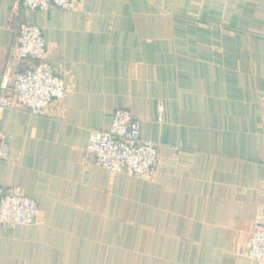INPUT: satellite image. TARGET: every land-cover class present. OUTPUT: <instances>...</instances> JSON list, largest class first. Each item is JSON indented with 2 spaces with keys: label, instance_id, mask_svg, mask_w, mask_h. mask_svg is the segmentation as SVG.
I'll use <instances>...</instances> for the list:
<instances>
[{
  "label": "crops",
  "instance_id": "crops-1",
  "mask_svg": "<svg viewBox=\"0 0 264 264\" xmlns=\"http://www.w3.org/2000/svg\"><path fill=\"white\" fill-rule=\"evenodd\" d=\"M14 0H0V80ZM70 90L8 107L0 185L39 203L0 224V264H264L245 253L264 211V0H83L30 10ZM159 148L152 176L87 151L116 109Z\"/></svg>",
  "mask_w": 264,
  "mask_h": 264
},
{
  "label": "built area",
  "instance_id": "built-area-1",
  "mask_svg": "<svg viewBox=\"0 0 264 264\" xmlns=\"http://www.w3.org/2000/svg\"><path fill=\"white\" fill-rule=\"evenodd\" d=\"M83 0H14L10 7V41L0 80V163L9 158L11 144L3 128L8 107L40 114L63 99L70 86L49 60V47L42 27L23 19L30 10H76ZM87 151L111 173L152 176L160 166L158 146L142 136V121L126 108L116 109L108 129H93ZM40 205L17 187L0 185V224L7 228L37 222ZM253 260H264V211L250 236L246 252Z\"/></svg>",
  "mask_w": 264,
  "mask_h": 264
},
{
  "label": "rangeland",
  "instance_id": "rangeland-1",
  "mask_svg": "<svg viewBox=\"0 0 264 264\" xmlns=\"http://www.w3.org/2000/svg\"><path fill=\"white\" fill-rule=\"evenodd\" d=\"M253 232V231H252ZM252 232L250 233V235H249V239H248V248H249V240H250V236H251V234H252ZM248 251V249L246 250V252ZM245 252V253H246ZM257 261V260H256Z\"/></svg>",
  "mask_w": 264,
  "mask_h": 264
}]
</instances>
